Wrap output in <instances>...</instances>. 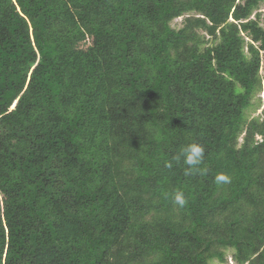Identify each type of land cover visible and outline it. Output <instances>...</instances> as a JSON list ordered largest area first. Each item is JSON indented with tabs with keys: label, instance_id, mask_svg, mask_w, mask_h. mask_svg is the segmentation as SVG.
I'll list each match as a JSON object with an SVG mask.
<instances>
[{
	"label": "trees",
	"instance_id": "16d2710c",
	"mask_svg": "<svg viewBox=\"0 0 264 264\" xmlns=\"http://www.w3.org/2000/svg\"><path fill=\"white\" fill-rule=\"evenodd\" d=\"M263 8L0 0V264H264Z\"/></svg>",
	"mask_w": 264,
	"mask_h": 264
},
{
	"label": "rangeland",
	"instance_id": "374dc122",
	"mask_svg": "<svg viewBox=\"0 0 264 264\" xmlns=\"http://www.w3.org/2000/svg\"><path fill=\"white\" fill-rule=\"evenodd\" d=\"M262 12H264V8L262 9ZM181 22H182V18L175 21L174 26H177V27L180 26ZM261 73L264 75V62L262 64ZM82 82H83V80H82L81 76L77 75L74 79V84L78 85ZM259 99H261V104H259V102H258ZM255 103H256V111L252 113L251 119L259 116L261 118V121L264 122V90L256 98ZM260 137L258 139H260ZM222 154L224 155L225 162H226V169H227L226 176L229 178L227 183H223V188L220 192V193H225V191L229 185L242 184L244 182V179H243V176L241 175V173H239L238 170L236 169V167L234 166L230 156L227 153H225L223 150H222ZM212 202H214V201H212ZM231 256H232V251H228L227 252V262L225 264H235V262L232 260ZM212 263L218 264L217 261H214Z\"/></svg>",
	"mask_w": 264,
	"mask_h": 264
},
{
	"label": "clouds",
	"instance_id": "9594fccd",
	"mask_svg": "<svg viewBox=\"0 0 264 264\" xmlns=\"http://www.w3.org/2000/svg\"><path fill=\"white\" fill-rule=\"evenodd\" d=\"M183 163L188 166V170H197L200 168V166L203 164L204 156H205V148L203 145L199 143H190L187 144L181 152ZM180 157H177L179 159ZM171 164H168L167 167L171 168ZM229 178L224 174H218L216 176V182L217 183H227ZM165 196H167V193H165ZM173 200L174 202L179 205L180 207H184L187 203V200L185 199V195L183 191H176L173 194Z\"/></svg>",
	"mask_w": 264,
	"mask_h": 264
},
{
	"label": "built area",
	"instance_id": "2783aa9c",
	"mask_svg": "<svg viewBox=\"0 0 264 264\" xmlns=\"http://www.w3.org/2000/svg\"><path fill=\"white\" fill-rule=\"evenodd\" d=\"M261 139V138H260Z\"/></svg>",
	"mask_w": 264,
	"mask_h": 264
}]
</instances>
